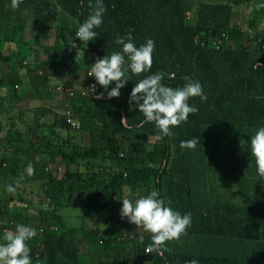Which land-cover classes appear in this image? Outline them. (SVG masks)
<instances>
[{
  "label": "trees",
  "instance_id": "trees-1",
  "mask_svg": "<svg viewBox=\"0 0 264 264\" xmlns=\"http://www.w3.org/2000/svg\"><path fill=\"white\" fill-rule=\"evenodd\" d=\"M244 1L264 12L256 7L264 0H103V23L89 41L96 58L121 51L117 38L132 30L137 47L148 39L155 42L152 67L139 75L129 70L118 98L107 97L114 83L107 89L96 83L90 100L79 93L69 99L81 129L64 140L83 162V173L63 174L57 167L44 171L55 161L56 150L64 148L58 135L64 121L49 108L21 109L22 116L54 118L48 124L33 122L32 143L23 145L24 136L13 131L4 140L8 153L0 158V217L11 224L0 227V243L7 231L23 224L37 232L26 242L32 264H80V251L94 264H186L193 259L199 264H264V177L247 143L264 126V66H257L264 65V31L247 36L237 29L233 17L242 9L235 7H244ZM90 3L94 6L95 0H22L13 9L11 0H0L1 111L8 114L10 104L24 96L50 97L47 86L55 74L79 75L81 64L69 41L77 39ZM208 37L221 48L215 49ZM89 67L88 62L85 70ZM155 73L173 88L198 81L206 96L189 98L198 111L163 139L129 103L135 83ZM15 83L34 94L18 92ZM100 93L104 96L97 98ZM121 117L128 118V126L121 125ZM196 137L195 149L180 147L181 141ZM75 139L90 143L70 141ZM28 163L36 171L31 176L25 171ZM9 184L14 194L6 191ZM153 189L166 206L170 200L173 210L191 214L186 234L166 242L171 251L163 255L146 252L151 234L141 226L126 233L119 217L124 198L134 203ZM45 192L49 205L43 204ZM12 201L23 208L9 207ZM68 206L80 211L65 215L61 210ZM91 212L106 218L103 230L88 221Z\"/></svg>",
  "mask_w": 264,
  "mask_h": 264
},
{
  "label": "clouds",
  "instance_id": "clouds-1",
  "mask_svg": "<svg viewBox=\"0 0 264 264\" xmlns=\"http://www.w3.org/2000/svg\"><path fill=\"white\" fill-rule=\"evenodd\" d=\"M21 2L22 0H11L10 6L13 9H16ZM245 3L246 5L242 10H248L246 8L253 5V2L247 1ZM89 7L91 13L86 21L78 27V31L76 32L77 39L69 41L70 45L75 49L76 57L83 55L89 58L90 67L88 70H85L82 74L81 71H79V75L76 78H69L64 75H54L59 77V79L52 80L51 84L47 86V91L51 93L50 97H54V103L52 104L54 108L44 103V100L50 97L35 99L30 97L33 100L32 102H24L22 100L29 98V96H24L10 104L11 110L8 114H5L2 111L5 115H9L15 106L17 114L19 115L23 108L34 109L36 107H45L49 108L53 113H56L61 117V120L64 121L62 128H58V135L64 142V148L56 150L55 161L46 164L44 167L45 172L57 167L63 174L66 172L73 173L75 171H81L83 173V162L78 156H72V153L69 152L71 148L67 145V140H64V137L69 134L78 135V131L81 129L79 117L76 116L69 107V99H71L76 93H79L82 97L90 100L95 94L97 88L96 83L104 89H107L110 84L114 83L115 86L112 87L110 91H107V97L118 98L120 96V89H122L128 82L127 73L129 70L133 74L139 75L148 72L153 64L155 42L152 39H148L144 44L137 47L133 43L134 38L132 36V30H129L124 37L117 38L116 43L122 46L121 51L112 52L110 55H105L104 57L97 59L89 45V41L94 40L97 36V33L93 29L99 27L103 23L102 18L106 9L103 0H95V5L93 6L90 3ZM242 7L243 6H241V8ZM256 7L257 9L264 8V4H258ZM257 12L264 14V12L259 10ZM233 21L237 29L247 36H254L256 31H264L262 30V26L253 28L245 21L243 22L238 18V14L236 17H233ZM220 37L224 38L223 32H221ZM259 38L260 37H257L256 40ZM208 40L215 49H218L219 47L221 48L222 45L220 46L218 40H214L211 37H208ZM257 66L260 67L264 65L257 64ZM20 73H23V68L20 69ZM38 73L40 74L41 71H38ZM22 76L25 77V73H23ZM170 76L173 77L174 73L171 72ZM162 79V73L145 76L143 79L135 83L129 97V103H134L139 109V112L143 114L145 118L144 122L155 124L160 133V135L157 136V139H163L165 136L173 135L170 130L172 127H178L182 122L188 120L189 114H194L198 111L195 106L189 105V98L199 96L202 100L206 99V96L203 94L202 85L198 81H188L182 87L173 88L161 83ZM90 86L92 91L83 94L82 91ZM13 87V89H16L18 92L27 90L30 95L34 94L30 87L25 88L21 83H15ZM58 87H60V89H58ZM103 96L104 93H100L97 98H102ZM58 101L62 104L61 109H57L56 107ZM68 110L71 111L72 117L78 121L77 126H73L71 123L67 122L66 112ZM26 116H30V120L25 118L24 124H26L29 129H32L34 133L33 122L48 124L54 118V114L33 117L29 114ZM48 117L49 120H47ZM127 120V117H121V125L128 126ZM0 123L2 125V127H0V137L2 139V146L0 145V158H5L7 157L8 152L4 140L7 137L8 132H20H18L13 125L7 126L3 124L1 119ZM24 138L25 142L23 145H25L26 142H31L26 136H24ZM70 141L77 142L82 146H87L90 143L89 140L78 141L75 139ZM198 143L199 139L197 137L191 138L181 141L180 147L195 149ZM243 143L244 142L241 141V145H243ZM247 143L252 156L255 158L257 172L261 177H264V126L259 127ZM121 155L122 154L120 153V156ZM34 157L36 160H39L38 153L35 154ZM73 157L74 159L76 158V162H73ZM94 164L99 163L97 161L94 162ZM3 166H5V163H3ZM25 171L31 176L34 174L35 170L32 164L29 163ZM5 187L6 191L10 194L16 192V188L11 184L6 185ZM43 197V204L49 205L52 201L50 196L45 192ZM159 197L160 193L153 189L148 195L141 196L135 200L134 203L130 199L124 198L122 200V208L119 217L124 225V229L125 223L128 220L129 223L141 226L145 232L151 234V243L148 245L146 252H157L160 255H163V251H171V249L165 247L166 242L179 240L182 235L186 234L187 228L191 226V214L186 213L182 215L179 211L173 210L170 206V200L167 201L166 206L165 200ZM17 206H19L17 201H12L9 204V207H14V209H16ZM2 211H4V209H2ZM0 222V227L11 224L4 215L0 217ZM36 235L37 232L34 228L23 224L17 225L15 231H7L3 236L4 242L0 243V264H32L30 249L26 242L34 238ZM143 240L144 237L141 236L140 242L143 243ZM77 255L80 259L82 258L81 251ZM80 264H83L81 260ZM186 264H199V261L193 259L186 261Z\"/></svg>",
  "mask_w": 264,
  "mask_h": 264
},
{
  "label": "rangeland",
  "instance_id": "rangeland-1",
  "mask_svg": "<svg viewBox=\"0 0 264 264\" xmlns=\"http://www.w3.org/2000/svg\"><path fill=\"white\" fill-rule=\"evenodd\" d=\"M241 4H239V6H236V9H240L241 8ZM244 7H242L241 9H243ZM248 10H242L241 12H238V18H240L243 22L245 21L248 25H250L253 28H257L258 26H262V30H264V14H260L257 12L256 8H255V3H253V5L249 8H246ZM5 48H9L8 45H5ZM78 61L81 64V74L82 72H85V66L86 64L89 62V58L87 56H83V55H79L78 57ZM56 107L57 109H61L62 104L58 101L56 103ZM29 164V163H28ZM27 164V165H28ZM35 170V169H34ZM36 172V171H34ZM11 199H16V196L11 197ZM18 209L23 208L22 205L17 206ZM74 206H68L64 209L61 210V212L65 215H68L70 217L74 216ZM92 214L88 216V221L96 224V226H98L99 230H103L106 227V223L103 222V220L97 215L95 214V212H91ZM1 223V222H0ZM126 226V225H125ZM90 255H92L90 253ZM81 262L84 261V258L82 257ZM85 264H94V261L92 258L88 259V262H86Z\"/></svg>",
  "mask_w": 264,
  "mask_h": 264
},
{
  "label": "crops",
  "instance_id": "crops-1",
  "mask_svg": "<svg viewBox=\"0 0 264 264\" xmlns=\"http://www.w3.org/2000/svg\"><path fill=\"white\" fill-rule=\"evenodd\" d=\"M55 79H59V77L57 76H54ZM32 95V94H31ZM24 102H32L33 100L29 97L28 99H24L22 100ZM44 103H46L47 105L52 106V104L54 103V97L52 96V98H47L44 100ZM54 108V107H53ZM25 118L30 120V116H22L21 114H17V111H16V108L15 106L13 107V110L12 112L9 114V115H5L1 110H0V119H1V122L5 125H10V126H14L15 129H17L18 132L22 133L24 136H26L28 138L29 141H34L35 140V133L32 131V129H29L28 126L26 124H24V121H25ZM49 120V117L48 119ZM75 212H79L80 210H77V209H74ZM29 212V210H28ZM92 214V213H91ZM89 214V215H91ZM88 215V216H89ZM102 220L104 223L107 224L106 222V218L101 215V214H97ZM88 216H86V218H88ZM91 223V222H90ZM93 224V223H91ZM96 226V224H93ZM125 232L126 233H130V234H134L137 232V227L136 225L134 224H131L129 223V221L127 220L126 223H125ZM89 254V253H87ZM90 255V254H89ZM81 256L84 258V261L82 262L83 264H85L86 262H88V256L84 255V252L81 251Z\"/></svg>",
  "mask_w": 264,
  "mask_h": 264
},
{
  "label": "built area",
  "instance_id": "built-area-1",
  "mask_svg": "<svg viewBox=\"0 0 264 264\" xmlns=\"http://www.w3.org/2000/svg\"><path fill=\"white\" fill-rule=\"evenodd\" d=\"M91 85H93V84H91ZM58 89H60V87H58ZM88 91H92L91 86H90V87H86V88L82 91V93L85 94V93H87ZM71 114H72V113H71V111H69V110L66 112V115H67V122L71 123L73 126H77V125H78V121L75 120V119L72 117Z\"/></svg>",
  "mask_w": 264,
  "mask_h": 264
}]
</instances>
